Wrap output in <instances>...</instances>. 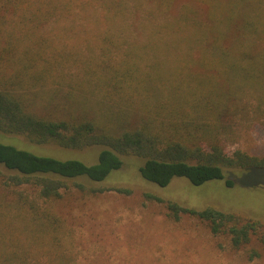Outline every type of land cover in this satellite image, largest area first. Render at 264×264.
<instances>
[{
	"label": "trees",
	"instance_id": "1",
	"mask_svg": "<svg viewBox=\"0 0 264 264\" xmlns=\"http://www.w3.org/2000/svg\"><path fill=\"white\" fill-rule=\"evenodd\" d=\"M66 20L69 30L89 22L103 26L108 48L87 55L46 52L58 33L48 26L56 21L65 30ZM170 56L180 68L163 70L159 57ZM251 100L254 111L264 114V0H0V132L69 148L102 146L98 161L88 164L0 140L6 185L34 186L48 199L71 185L102 192L109 188L93 183L119 170L125 155H136L144 158L141 175L163 187L175 177L195 185L224 179L233 186L229 172L264 174V156L228 150L223 141ZM145 196L163 203L175 220L189 214L214 234H227L234 248L253 239L264 246L260 219L152 192ZM46 224L40 223L57 228ZM2 243L0 264H68L61 256L28 258L12 239ZM259 255L249 250L251 259Z\"/></svg>",
	"mask_w": 264,
	"mask_h": 264
},
{
	"label": "rangeland",
	"instance_id": "2",
	"mask_svg": "<svg viewBox=\"0 0 264 264\" xmlns=\"http://www.w3.org/2000/svg\"><path fill=\"white\" fill-rule=\"evenodd\" d=\"M58 24L52 21L48 26L58 33H53L57 36L53 38L55 47L46 48V52L82 51L87 55L89 51L101 53L108 46L103 26L96 28L89 22L88 28L69 30L71 22L66 20L63 28H67L59 30ZM170 57L168 61L159 57L163 70L180 68L175 56ZM70 70L76 71L75 67ZM249 102L248 113L236 114L223 141L228 150L240 148L264 156V114L254 111L253 101ZM0 140L39 155L80 159L88 164L98 161L102 149L97 145L79 149L36 143L25 135L4 132H0ZM143 163V157L125 155L119 170L93 183L109 189L92 193L71 185L62 189L59 198L51 199L41 197L31 185H6L0 175V254L6 250L2 242L12 239L22 246L16 248L18 253L42 262L61 256L68 264H264V246L258 240L234 248L227 234H214L206 222L189 214L175 220L163 203L145 196L152 192L188 206H215L264 222V174L229 172L227 175L235 179L233 186H227L224 179L195 185L186 177H175L163 187L141 175ZM115 187H127L131 192ZM24 201L28 204H19ZM37 214L49 218L39 220ZM41 222L57 228H43ZM253 248L260 255L251 259L249 250Z\"/></svg>",
	"mask_w": 264,
	"mask_h": 264
}]
</instances>
